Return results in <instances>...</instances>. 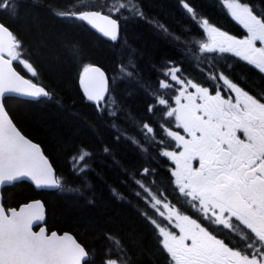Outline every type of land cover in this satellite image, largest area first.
Masks as SVG:
<instances>
[{"label":"snow or ice","instance_id":"6c2138e0","mask_svg":"<svg viewBox=\"0 0 264 264\" xmlns=\"http://www.w3.org/2000/svg\"><path fill=\"white\" fill-rule=\"evenodd\" d=\"M218 3L246 31L245 36L237 38L229 34L200 14L189 0H179L192 25L202 33L188 43L198 51L197 61L206 58L212 63L215 70L207 74V79L215 86L214 94L210 87L184 75L182 68L172 61L163 66L158 89L141 84L155 98L148 112L155 114L157 106L161 107L163 122L159 127L167 138L157 140L156 130L145 122L144 139L149 144L167 145L161 147L160 155L175 165L170 169L171 183L183 198L173 203L164 192L157 194L143 180L135 181L147 194L144 199L148 207L178 230L177 233L163 226L146 211L141 213L156 229L170 264H264V89L252 94L217 66L218 59L230 53L264 74V14L246 0H218ZM19 8L20 0H0V14L9 19L19 15ZM122 9L146 18L137 0H121L109 11ZM56 15L86 22L111 41L118 40L117 20L102 11L64 10ZM156 27L166 35H174L164 24L157 23ZM185 31L191 35L190 28ZM174 38L181 40L178 36ZM72 52L74 57L78 56V46L74 45ZM13 62L22 65L32 77L38 76L25 58L22 42L0 22V186L28 180L37 189L79 191L66 187V181L55 174L40 146L26 138L10 118L5 97L40 100L52 95L43 86L21 76ZM134 68L131 62L119 65L122 76L129 80L135 77ZM80 85L98 112L116 118L122 111L109 91L105 73L98 67L84 66ZM112 126L117 127L115 123ZM173 128L182 129L183 134ZM126 138L141 151H147L137 138ZM169 141L175 142V149L169 150ZM104 151L110 150L105 147ZM91 155L81 147L71 158L77 175L90 169L87 160ZM194 161H198V167H194ZM153 171L144 168L141 176ZM113 193L118 199L123 198L115 190ZM135 195L140 197L141 192ZM185 206L199 213L201 219L185 214ZM43 219L44 206L39 200L19 210L0 203V264H88L89 252L71 235L56 232L48 235L44 227L33 231V224ZM221 228L230 234L228 242L219 235ZM105 237L111 246L103 264H128L121 240L109 233ZM109 253H116L115 258Z\"/></svg>","mask_w":264,"mask_h":264},{"label":"trees","instance_id":"16d2710c","mask_svg":"<svg viewBox=\"0 0 264 264\" xmlns=\"http://www.w3.org/2000/svg\"><path fill=\"white\" fill-rule=\"evenodd\" d=\"M118 2L121 0H20L15 19L0 14V21L22 42L25 58L38 76L32 77L17 62H13L14 66L52 94L51 98L40 100L7 97L5 107L18 128L41 145L57 176L66 181V187L79 189L43 191L21 181L2 189L3 203L10 207L42 198L48 229L72 232L89 252L88 264H103L111 246L106 233L121 240L128 264H167L156 229L141 213L146 211L160 222L162 218L148 207L144 199L147 194L135 183L143 180L152 189L167 188L171 169L168 158L160 155L161 147L167 145L149 144L144 139L145 122L156 130L157 140L167 138L159 127L163 122L161 107L157 106L155 114L148 112L155 98L141 84L158 89L163 66L169 61L180 65L184 75L196 80L215 69L206 58L196 60L199 53L188 40L202 33L192 25L179 0H137L145 19L125 9L110 12L109 8ZM189 2L212 24L230 34L236 33V24L218 0ZM246 2L264 14V0ZM81 4L86 7H80ZM88 9L111 14L119 20L117 41L103 38L82 21L56 15L64 10ZM157 23L166 25L174 35H166L156 27ZM186 28L191 29V35ZM74 45L79 48L75 57ZM233 59L224 54L217 66L228 72L229 66L236 64ZM129 62L135 64L132 80L123 77L119 69L121 63ZM92 64L101 66L108 74L109 91L122 108L116 118L98 112L81 92L80 75L84 66ZM241 68L239 65L237 71ZM126 137L137 138L147 151H141ZM81 147L92 155L87 160L90 169L77 175L71 158ZM105 147L110 151L105 153ZM144 168L154 171L141 176ZM113 190L123 198L118 199ZM137 191L141 192L140 197L135 195ZM108 255L115 258L116 253Z\"/></svg>","mask_w":264,"mask_h":264},{"label":"flooded vegetation","instance_id":"af4514ba","mask_svg":"<svg viewBox=\"0 0 264 264\" xmlns=\"http://www.w3.org/2000/svg\"><path fill=\"white\" fill-rule=\"evenodd\" d=\"M233 22L236 24V27H237V28H235L236 33L234 32L233 35L236 36L237 38H242L243 36H245L246 35V31L240 25H238L235 21H233ZM257 46H260L259 45V42H257ZM228 55H231V54L228 53ZM233 60L236 63L235 64L236 68L234 69L235 66L229 67L228 68L229 71L226 72V74L234 82H237L238 84H240L242 87H244L246 90H248L252 94H257L261 89H264V74H260L258 72V70H256L254 67H252L251 65H248L245 61H242V60H240L237 57H234ZM239 65L243 66V68H241V69H239L237 71ZM244 69L249 70V71L246 73V72H244ZM233 71H234V73H233ZM242 78H244V79H242ZM196 81L202 83L203 86L210 87V91L214 94V92H215V86L213 85V83L211 81H209L207 79V75L204 74V75L200 76L198 78V80H196ZM173 130L180 131L181 134H183V130L182 129H175V128H173ZM238 135H241L242 136V133H238ZM170 144H171V149H169V150L175 149V142H172L171 141ZM168 161L171 164V167L170 168H174L175 165L169 159H168ZM193 165H194V167H198L199 166L198 161H194L193 162ZM169 176H170L169 177V183L170 184H169V186L167 188H161V189H158V188L152 189L151 188V189L154 192H156V193H158L159 190H160V192L161 191L164 192V195L168 198V200L171 201V202H173V203L180 202L183 198L180 197V195L178 193V190H176L175 187H174V185L171 183V181L173 179L171 177V173H170ZM161 198H163V197H161ZM184 211H185V214L190 215L194 219H198V221L201 219L199 213H197L194 210L188 208L187 206H185ZM152 212L155 213V211L153 209H152ZM161 223H162L163 226L169 227L170 230L176 231L178 233V230L172 229L171 228V225H169L166 220H163L162 219V222ZM236 223H238V222H236ZM240 227L243 228V226H240ZM244 231L246 232L247 230H244ZM219 235H221V238L226 239V242H228L229 239H230V234H227V230H223L222 228H221V231H220ZM240 243L241 242L239 240H237V246H240ZM164 253H165V257H166L167 264H170V260H169V257L167 255V253L166 252H164Z\"/></svg>","mask_w":264,"mask_h":264},{"label":"water","instance_id":"95a60500","mask_svg":"<svg viewBox=\"0 0 264 264\" xmlns=\"http://www.w3.org/2000/svg\"><path fill=\"white\" fill-rule=\"evenodd\" d=\"M94 11H98V10H94ZM103 14H105V15H109V14H107V13H104L103 12ZM112 16V15H111ZM112 18L113 19H116L115 17H113L112 16ZM117 20V19H116ZM117 22H118V34H119V30H120V24H119V21L117 20ZM86 23V22H85ZM87 24V23H86ZM88 25V24H87ZM93 31H95L97 34H99L100 36H102L103 38H105V39H108L107 37H104L100 32H98V31H96V29H93L90 25H88ZM110 40V39H109ZM91 66H94V67H98L102 72H104L105 73V76H106V78L108 79V82H109V78H108V74H107V72L101 67V66H99V65H97V64H92ZM13 67H14V65H13ZM14 69L21 75V76H23L15 67H14ZM24 78H26V79H28L27 77H25V76H23ZM35 83V82H34ZM40 85V84H39ZM40 86H42V85H40ZM80 87H81V85H80ZM81 91H82V93H83V95H84V92H83V89H82V87H81ZM85 96V95H84ZM9 97H11V96H9ZM21 98H25V99H30V98H26V97H21ZM85 99L87 100V98H86V96H85ZM88 101V100H87ZM88 102H90V103H93V102H91V101H88ZM8 112V111H7ZM10 118H11V116H10ZM12 119V118H11ZM13 120V119H12ZM14 122V121H13ZM14 124H15V122H14ZM16 125V124H15ZM17 126V125H16ZM17 128H18V126H17ZM18 130H20L19 128H18ZM21 131V130H20ZM21 133L26 137V138H28V139H30L28 136H26L22 131H21ZM33 143H36L37 145H39L40 146V148H41V151H42V153H43V155L49 160V163L52 165V167H53V169H54V172H55V174H56V170H55V168H54V166H53V164L51 163V161H50V159L48 158V156L44 153V151H43V149H42V147H41V145L38 143V142H36V141H34V140H32V139H30ZM24 181H26V182H28V183H30L31 185H33V187L36 189V190H46V191H50V190H55V189H37L36 187H35V185L34 184H32L31 183V181H28V180H24ZM5 186H8V185H4V186H0V203H2L3 204V202H2V200H3V196H2V189L5 187ZM37 200H39L42 204H43V206H44V219L42 220V221H39V222H36V223H34L33 224V231H36V232H38L39 231V229H40V227H44L45 229H46V234H48V235H50L52 232H56L58 235H63V234H65V233H67V234H69V235H71L78 243H80L82 246H83V244L75 237V235L73 234V233H71L70 231H61V232H58L57 230H48V228H47V225H46V206H45V203H44V201H43V199L42 198H40V197H35V198H32V199H29V200H27V201H24V202H22V203H20L19 205H17V206H11V207H9V208H16L17 210H19V208L21 207V206H23V205H26V204H28V203H30V202H33V201H37ZM4 205V204H3ZM35 227H37V228H35ZM84 247V246H83ZM85 248V247H84Z\"/></svg>","mask_w":264,"mask_h":264},{"label":"rangeland","instance_id":"374dc122","mask_svg":"<svg viewBox=\"0 0 264 264\" xmlns=\"http://www.w3.org/2000/svg\"><path fill=\"white\" fill-rule=\"evenodd\" d=\"M170 103H171V101H170ZM172 106H174V104H172ZM173 124H174V120H173Z\"/></svg>","mask_w":264,"mask_h":264},{"label":"bare ground","instance_id":"6f19581e","mask_svg":"<svg viewBox=\"0 0 264 264\" xmlns=\"http://www.w3.org/2000/svg\"><path fill=\"white\" fill-rule=\"evenodd\" d=\"M128 15H129V14H128ZM127 19H128V18H127ZM127 19H126V20H127ZM124 20H125V19H124ZM131 20H132V19H131ZM124 22H125V21H124ZM155 75H156V74H155Z\"/></svg>","mask_w":264,"mask_h":264}]
</instances>
